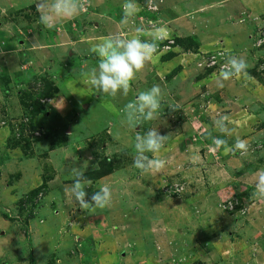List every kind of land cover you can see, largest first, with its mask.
<instances>
[{"label":"rangeland","instance_id":"374dc122","mask_svg":"<svg viewBox=\"0 0 264 264\" xmlns=\"http://www.w3.org/2000/svg\"><path fill=\"white\" fill-rule=\"evenodd\" d=\"M124 2L89 0L49 29L37 0H0V264H247L264 255L263 231L243 241L247 254L227 248L264 209L253 195L264 172V68L249 39L264 24L227 0H135L140 11L122 24ZM154 27L164 38L127 97L85 82L98 63L92 46L109 35L150 40ZM236 54L251 80L221 88V66ZM154 84L162 114L133 130L122 109ZM221 115L231 136L214 126ZM149 129L168 135L148 153L168 163L142 176L134 138ZM211 137L229 148L242 139L248 154L226 153ZM104 160L112 172L87 177L86 191L109 185L112 204L84 212L68 195L69 169L87 161L89 175Z\"/></svg>","mask_w":264,"mask_h":264},{"label":"clouds","instance_id":"9594fccd","mask_svg":"<svg viewBox=\"0 0 264 264\" xmlns=\"http://www.w3.org/2000/svg\"><path fill=\"white\" fill-rule=\"evenodd\" d=\"M89 0H37V9L40 11V23L51 29L54 27L57 18H71L79 11L85 10ZM123 7L122 24H127L140 11L135 0H125ZM138 33L142 29L136 30ZM163 27H154L151 32V39H141L139 36L122 38L119 35L106 36L99 43L92 46L89 51L98 58V63L89 72L84 73L85 82L90 85L96 93L104 94L112 98L118 94L127 97L131 90L132 82L136 79L152 59L158 49V41L164 38ZM248 65L244 59L236 56H229L221 66L218 78V86L223 87L224 82L233 78L243 79L246 82L251 80L247 72ZM163 91L158 84L141 91L134 100L126 103L122 109L124 122L133 130L144 123L157 119L162 114ZM229 117L221 115L214 121V126L218 132L224 136H231L232 130L228 126ZM209 137L211 134H208ZM216 148L224 147L225 152L237 151L241 156L248 154L249 146L246 141L237 138L234 146L227 147V140L219 137H211ZM168 135H161L157 129H149L145 133L136 131L135 135V155L133 167L139 170L140 175L150 176L161 172L168 161L158 158L155 155L150 157L148 153H159L165 146ZM87 166H73L69 169L68 175L72 180V185L68 189V195L79 208L84 212H93L97 209L103 211L112 204V189L109 185L98 187L90 198L86 188L92 186V181L87 179L85 172ZM95 167V166H94ZM253 195L264 199V172H262L255 184Z\"/></svg>","mask_w":264,"mask_h":264},{"label":"crops","instance_id":"0c3cea01","mask_svg":"<svg viewBox=\"0 0 264 264\" xmlns=\"http://www.w3.org/2000/svg\"><path fill=\"white\" fill-rule=\"evenodd\" d=\"M225 7H232L236 8L238 10V13L247 12L245 14L246 17L252 18L253 23L255 21H258L262 24H264V0H227ZM242 27V28H241ZM235 29L239 32V29H244V25H236ZM244 31V30H243ZM222 42V41H221ZM0 55H2V52H0ZM236 57H239V54L235 55ZM248 223H245L244 230L247 233V237L245 240H241L238 242H233L228 244V251L232 253L235 252V246L234 245H242V250L244 253L247 254V251L249 250L248 246H250L249 242L245 245L243 241L249 240L255 232L262 233L264 232V209L260 211L259 216H250V218L247 219ZM250 241V240H249ZM264 245V244H263ZM252 247V246H250ZM264 250V246H263ZM250 257V256H248ZM251 258H247L249 260ZM229 264V262H227ZM247 264H264V255H257V257L253 260H249Z\"/></svg>","mask_w":264,"mask_h":264},{"label":"built area","instance_id":"2783aa9c","mask_svg":"<svg viewBox=\"0 0 264 264\" xmlns=\"http://www.w3.org/2000/svg\"><path fill=\"white\" fill-rule=\"evenodd\" d=\"M254 33V34H253ZM249 39L251 41V48L256 51H261L262 56H260L258 59L254 57L261 63V67L264 68V27L257 28L256 31H252V33L249 35Z\"/></svg>","mask_w":264,"mask_h":264},{"label":"trees","instance_id":"16d2710c","mask_svg":"<svg viewBox=\"0 0 264 264\" xmlns=\"http://www.w3.org/2000/svg\"><path fill=\"white\" fill-rule=\"evenodd\" d=\"M111 172V165L106 160H104L99 164L98 168L92 172V174L86 175V177H93L99 179L103 176L110 174Z\"/></svg>","mask_w":264,"mask_h":264}]
</instances>
